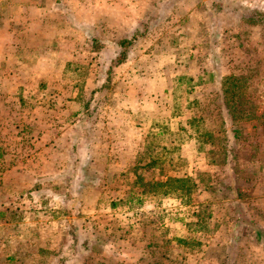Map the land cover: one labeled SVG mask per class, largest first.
I'll use <instances>...</instances> for the list:
<instances>
[{
	"label": "rangeland",
	"instance_id": "rangeland-1",
	"mask_svg": "<svg viewBox=\"0 0 264 264\" xmlns=\"http://www.w3.org/2000/svg\"><path fill=\"white\" fill-rule=\"evenodd\" d=\"M19 1L0 264H264V0Z\"/></svg>",
	"mask_w": 264,
	"mask_h": 264
},
{
	"label": "crops",
	"instance_id": "crops-1",
	"mask_svg": "<svg viewBox=\"0 0 264 264\" xmlns=\"http://www.w3.org/2000/svg\"><path fill=\"white\" fill-rule=\"evenodd\" d=\"M8 1H9V3L10 2H14V3L20 2L19 0H0V3H5V2H8ZM25 3H30V0H25ZM6 11H7V9H5L2 6L0 7V60L4 59L5 56H6V54H5L4 51H5V48L7 47L6 46L7 42L10 41V40L14 41V38H12L13 34H11L10 31H9V29H7V27H6V21H7V16H8V14L6 13ZM8 21L10 22V24L12 26L17 27V21H16V19L8 18ZM12 57L15 58V56H12ZM0 68H1V66H0ZM0 73H3L1 69H0ZM15 74H16V72L14 71V75ZM1 208H0V216H4V214L1 213V210H3ZM47 227L51 228V232L48 233V236L53 239L54 238V230H52V226L51 225L50 226L47 225ZM50 253L51 252H48V251H46L45 254L42 252V253H40L42 255L39 254V258L42 259L43 256H49ZM27 256L29 258H33V254H27ZM57 257H60V256H57Z\"/></svg>",
	"mask_w": 264,
	"mask_h": 264
},
{
	"label": "trees",
	"instance_id": "trees-1",
	"mask_svg": "<svg viewBox=\"0 0 264 264\" xmlns=\"http://www.w3.org/2000/svg\"><path fill=\"white\" fill-rule=\"evenodd\" d=\"M129 42H130V41H127V40H121V41H120V44H121V45H125V44H127V43H129ZM120 59H122V57H121ZM120 59H119V60H120ZM226 91H227V89L224 88V89H223V92H226ZM239 104H240V106H245V105H248V104L250 105L251 102H249L248 100H247V102H246V101H240Z\"/></svg>",
	"mask_w": 264,
	"mask_h": 264
}]
</instances>
